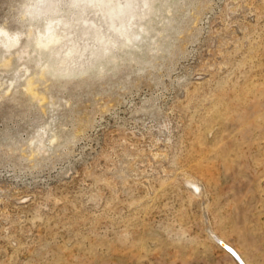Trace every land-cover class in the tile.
Listing matches in <instances>:
<instances>
[{
  "label": "rangeland",
  "instance_id": "rangeland-1",
  "mask_svg": "<svg viewBox=\"0 0 264 264\" xmlns=\"http://www.w3.org/2000/svg\"><path fill=\"white\" fill-rule=\"evenodd\" d=\"M26 1L0 0V264H264V0H156L72 77Z\"/></svg>",
  "mask_w": 264,
  "mask_h": 264
},
{
  "label": "bare ground",
  "instance_id": "bare-ground-1",
  "mask_svg": "<svg viewBox=\"0 0 264 264\" xmlns=\"http://www.w3.org/2000/svg\"><path fill=\"white\" fill-rule=\"evenodd\" d=\"M27 1L23 9L27 16L26 20L35 26H41V31L33 35L34 38L29 39L26 44L33 46L39 60L40 57L44 59L42 71L59 77H72L91 69L98 70L104 62L115 61L120 51L135 48L142 35L147 32L149 16L154 14L156 2V0ZM28 33L31 34L29 31ZM14 35L0 29V45L7 48L16 44L19 36ZM220 246L231 255L229 249ZM236 253L238 254L237 251ZM238 256L243 264H246L239 254Z\"/></svg>",
  "mask_w": 264,
  "mask_h": 264
},
{
  "label": "water",
  "instance_id": "water-1",
  "mask_svg": "<svg viewBox=\"0 0 264 264\" xmlns=\"http://www.w3.org/2000/svg\"><path fill=\"white\" fill-rule=\"evenodd\" d=\"M218 243L222 246H225L227 249H229L231 255L238 261L239 264H243V261L239 258L238 254L236 253V251L233 248H231L227 244L223 243L221 240H218Z\"/></svg>",
  "mask_w": 264,
  "mask_h": 264
}]
</instances>
